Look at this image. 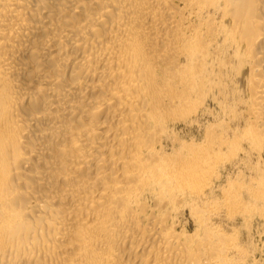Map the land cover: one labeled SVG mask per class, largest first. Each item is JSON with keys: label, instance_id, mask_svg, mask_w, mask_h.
Returning a JSON list of instances; mask_svg holds the SVG:
<instances>
[{"label": "bare ground", "instance_id": "1", "mask_svg": "<svg viewBox=\"0 0 264 264\" xmlns=\"http://www.w3.org/2000/svg\"><path fill=\"white\" fill-rule=\"evenodd\" d=\"M0 264H264V0H0Z\"/></svg>", "mask_w": 264, "mask_h": 264}]
</instances>
